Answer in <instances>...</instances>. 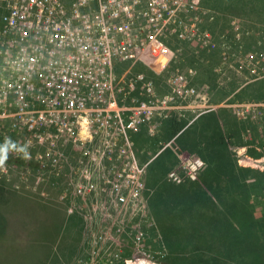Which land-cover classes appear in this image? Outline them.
Segmentation results:
<instances>
[{"label": "built area", "instance_id": "built-area-1", "mask_svg": "<svg viewBox=\"0 0 264 264\" xmlns=\"http://www.w3.org/2000/svg\"><path fill=\"white\" fill-rule=\"evenodd\" d=\"M202 14L200 0H0V144L29 153H9L0 183L33 186L80 220L71 264H137L125 253L153 228L143 156L154 144L176 157L167 182L199 181L202 158L177 147L169 122L198 107L202 69H183L168 41L193 60L216 50ZM250 40L223 44L221 61L263 79L264 32ZM233 107L249 143L238 163L264 170V100Z\"/></svg>", "mask_w": 264, "mask_h": 264}, {"label": "rangeland", "instance_id": "rangeland-1", "mask_svg": "<svg viewBox=\"0 0 264 264\" xmlns=\"http://www.w3.org/2000/svg\"><path fill=\"white\" fill-rule=\"evenodd\" d=\"M200 2L202 24L212 27L213 39L218 47L212 53L206 48H200L198 59L193 60L183 53L175 40L168 41L176 53V61H183V69H202L192 77L200 94L198 107L194 110H183V115L188 120H180L177 115H173L169 132L172 136L176 135L175 144L180 150L197 153L208 160L200 175L206 174L214 185L212 193L230 204L226 215L228 224L222 228L215 227L214 222L224 218L227 208L218 204V199L215 198L211 203H206L205 200L211 193L203 189L193 190L203 202L196 205L191 214L176 210L174 220L157 218V210H160V204L171 194V187L186 188L190 183L175 184L166 181V175L176 166V157L171 148L162 150L154 144L148 154L143 156L144 161L152 159L145 172V195L153 228L141 237L135 251L126 252L125 255L137 264H165L176 261L187 264V258L194 255L184 254L196 246V249H200L196 254L197 258H194L199 262L209 260L211 264H264V170L252 164L249 168L245 163H238L247 161V158L244 159V150L249 143L246 142L242 122L232 115L234 105L264 100V78L252 80L246 72L221 61L223 44H229L232 51L249 50L254 46L250 36L264 32V0ZM210 60L217 63L218 71L214 72L209 67ZM155 81L158 83L161 79L155 78ZM162 87L159 86V89ZM208 112H216L223 127L221 134L225 146L214 148V151L207 144L216 143L218 140L215 138V128L209 125L212 123L208 117L200 119V116H205ZM174 118L182 123L183 129L174 131L171 128ZM251 154L254 153L251 151ZM238 165L245 169L239 171ZM244 171H248V174L244 175ZM230 175L233 179L229 178ZM195 216H198L199 222L194 226L201 236L199 242H188L187 237L181 235V239L174 243L173 249L176 247V251L170 254L166 248L167 242L161 237V225L180 229L182 234L188 233L186 231L193 227L190 221ZM199 217L208 220L200 221ZM80 224V220L76 218H67L62 206L54 200L40 198L33 186L22 185L16 190L13 186L0 183V264H71L84 253L77 249L79 242L83 240ZM216 229L232 234L234 239L231 252L222 251V243L218 237L217 242L206 240L215 238L210 235H214L212 233ZM206 242L215 251L211 255L206 252Z\"/></svg>", "mask_w": 264, "mask_h": 264}, {"label": "trees", "instance_id": "trees-1", "mask_svg": "<svg viewBox=\"0 0 264 264\" xmlns=\"http://www.w3.org/2000/svg\"><path fill=\"white\" fill-rule=\"evenodd\" d=\"M208 116V120L211 121L212 124H209L211 126V128H215V138H217L218 140L216 141V143H209L207 144V147H209V149H211V151H214V148L220 147V146H225L224 144V138L223 135L220 132V129L216 128V119L215 116L213 115L212 112H208L207 114ZM175 120L172 121V126L171 128L174 131H179L181 128L182 123L177 122L179 120H176V118H174ZM187 120V119H185ZM171 122V119H170ZM169 122V123H170ZM208 123V122H207ZM183 129V128H181ZM174 135V134H173ZM202 158V156H200ZM222 157V154H221ZM219 157V158H221ZM204 163L207 165L208 164V160L207 159H203ZM244 175L245 172H242ZM230 179H233V176L231 178V175L229 177ZM213 183L211 180H209L208 176H206V174L204 175H200L199 174V181L196 183H190L189 187H183V186H176V188H172V192L171 194L168 196L167 200L164 201L163 203H161V207L159 208L160 210H157V218H162L166 221L175 218V212L176 210H180L183 211L185 213L191 214L194 211V207L198 204H202L203 201H201L197 195L194 194L193 190H205L208 193H211L207 200H205L206 203H211L212 199H218V204H220L222 207L227 208V212L224 213V218L223 219H218V221L214 222L215 227L218 228H222L224 227V225L226 226L228 224V221L226 220V215L228 214V209H229V203L226 202V200H222L217 194H213L212 190H213ZM162 202V201H161ZM205 204V203H204ZM161 214V215H160ZM160 215V216H159ZM198 216H195V218L192 217V220L190 221V225L193 226L192 229L187 230L186 232L188 233H183L180 229L177 228H166L165 226L161 225V237L163 238V240H165V242H167L166 248L169 250V253L172 254L174 253V251H176V247L173 249V247L175 246L176 242L179 241V239H181V235L187 237V241L188 242H199L201 236H199V233L194 229V226H197L199 224L198 220H197ZM203 217H199L200 221H202ZM212 219V218H211ZM172 220V221H173ZM208 218H205L203 221H207ZM173 224V223H171ZM212 234L214 235H210V236H215V238H206V240L209 239V241L211 242H217V237L220 239L222 245V251L223 252H227L230 251L233 247L232 243H233V236L231 233L226 232V230H222V229H216ZM174 236V237H173ZM209 237V236H208ZM249 236H246V238H248ZM177 240V241H176ZM175 243V244H174ZM207 243V242H206ZM208 244V243H207ZM264 244V243H263ZM262 247V246H261ZM256 248V247H255ZM264 248V247H263ZM200 248L196 249V246L193 247V249L189 250L187 254H184L185 256L189 254L194 255V257H196V254L199 253ZM257 249V248H256ZM218 250V249H216ZM238 250V248L236 249ZM206 252L211 255L214 251L213 247H210V244L206 245ZM187 258L189 260V262L187 264H211V262L209 260L207 261H202L199 262L197 261V257L194 258ZM196 259V260H195ZM176 260V259H175ZM165 264H179L177 261L176 262H169V263H165Z\"/></svg>", "mask_w": 264, "mask_h": 264}, {"label": "clouds", "instance_id": "clouds-1", "mask_svg": "<svg viewBox=\"0 0 264 264\" xmlns=\"http://www.w3.org/2000/svg\"><path fill=\"white\" fill-rule=\"evenodd\" d=\"M12 151L22 152L25 158L29 157L27 146L21 148L16 142L12 141L10 137H7L4 143L0 144V168L6 164L9 153Z\"/></svg>", "mask_w": 264, "mask_h": 264}, {"label": "crops", "instance_id": "crops-1", "mask_svg": "<svg viewBox=\"0 0 264 264\" xmlns=\"http://www.w3.org/2000/svg\"><path fill=\"white\" fill-rule=\"evenodd\" d=\"M213 113V115L215 116V119H216V122H215V124H216V128L217 129H220V132L222 133L223 132V127H222V124H221V120H220V118L217 116V113L216 112H212ZM208 115H205V116H200V119L201 120H203V119H205V117H207ZM223 135V134H222ZM227 140H228V137H225ZM151 149V148H150ZM149 149V150H150ZM245 150H244V159H246V156H245ZM243 161V160H242ZM238 168H239V171H241L240 169H245L244 167L242 168V167H239V165H238ZM238 171V170H237ZM245 172V171H244ZM246 174H248V171H246L245 172Z\"/></svg>", "mask_w": 264, "mask_h": 264}]
</instances>
